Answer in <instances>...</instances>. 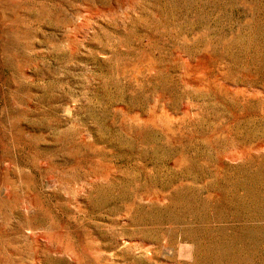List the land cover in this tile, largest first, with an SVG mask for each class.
<instances>
[{
  "label": "rangeland",
  "instance_id": "rangeland-1",
  "mask_svg": "<svg viewBox=\"0 0 264 264\" xmlns=\"http://www.w3.org/2000/svg\"><path fill=\"white\" fill-rule=\"evenodd\" d=\"M0 264H264V0H0Z\"/></svg>",
  "mask_w": 264,
  "mask_h": 264
}]
</instances>
